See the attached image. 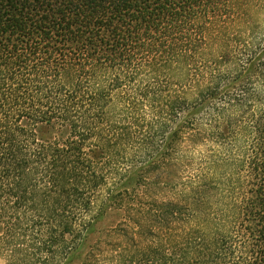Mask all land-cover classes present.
<instances>
[{"label": "trees", "instance_id": "trees-1", "mask_svg": "<svg viewBox=\"0 0 264 264\" xmlns=\"http://www.w3.org/2000/svg\"><path fill=\"white\" fill-rule=\"evenodd\" d=\"M263 11L0 0L7 261L264 264Z\"/></svg>", "mask_w": 264, "mask_h": 264}, {"label": "rangeland", "instance_id": "rangeland-1", "mask_svg": "<svg viewBox=\"0 0 264 264\" xmlns=\"http://www.w3.org/2000/svg\"><path fill=\"white\" fill-rule=\"evenodd\" d=\"M259 22L261 24L264 23V11L263 12H260L259 13ZM111 221H109L110 223ZM112 223V222H111ZM7 257H8V253L4 252V253H0V264H10L8 261H7ZM70 264H81V261L80 260H75L73 262H71Z\"/></svg>", "mask_w": 264, "mask_h": 264}]
</instances>
